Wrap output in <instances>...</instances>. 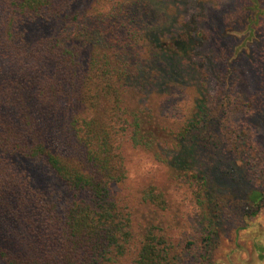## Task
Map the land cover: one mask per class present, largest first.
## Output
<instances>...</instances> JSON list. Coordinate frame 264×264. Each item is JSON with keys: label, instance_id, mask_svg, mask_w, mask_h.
<instances>
[{"label": "trees", "instance_id": "trees-1", "mask_svg": "<svg viewBox=\"0 0 264 264\" xmlns=\"http://www.w3.org/2000/svg\"><path fill=\"white\" fill-rule=\"evenodd\" d=\"M211 1L0 0V264H200L229 194L260 217L211 83L232 116L264 107L240 88L264 77V0L206 53L189 16Z\"/></svg>", "mask_w": 264, "mask_h": 264}, {"label": "rangeland", "instance_id": "rangeland-1", "mask_svg": "<svg viewBox=\"0 0 264 264\" xmlns=\"http://www.w3.org/2000/svg\"><path fill=\"white\" fill-rule=\"evenodd\" d=\"M238 5L239 0L211 1L209 6L212 7L207 10L205 20H202V14L194 9L193 15L189 17L191 20L195 19L197 28L206 31L210 37L201 51L208 53L207 46L216 51L215 33H218L220 27L224 28L225 17ZM252 74V71L247 69L245 84L240 87L247 93L245 102L250 103L253 97L261 96L264 104V77L256 79ZM211 86L214 87L212 115L222 113L219 117V131L216 133L221 139L220 142L227 150L229 159L235 162L239 170H248L251 186L264 191V107L256 106L258 113L250 114L253 111L251 109L250 113L232 116V102L218 93L215 85L211 83ZM232 195L229 194L226 199L227 225L218 231L219 237L200 264H264V209L259 213L260 217L243 219L239 216L244 212L242 196L237 195L231 199Z\"/></svg>", "mask_w": 264, "mask_h": 264}]
</instances>
